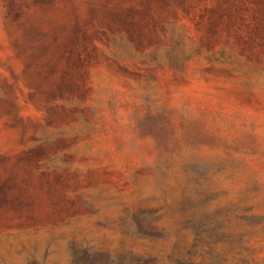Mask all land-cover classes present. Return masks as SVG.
<instances>
[{
  "label": "rangeland",
  "instance_id": "obj_1",
  "mask_svg": "<svg viewBox=\"0 0 264 264\" xmlns=\"http://www.w3.org/2000/svg\"><path fill=\"white\" fill-rule=\"evenodd\" d=\"M0 264H264V0H0Z\"/></svg>",
  "mask_w": 264,
  "mask_h": 264
}]
</instances>
